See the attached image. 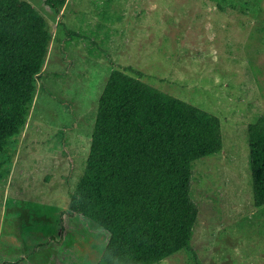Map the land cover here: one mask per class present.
Here are the masks:
<instances>
[{"label": "rangeland", "instance_id": "1", "mask_svg": "<svg viewBox=\"0 0 264 264\" xmlns=\"http://www.w3.org/2000/svg\"><path fill=\"white\" fill-rule=\"evenodd\" d=\"M25 1L49 39L22 125L0 133V264L97 261L108 234L68 211V192L113 69L219 123L220 150L191 163L190 252L155 264H264V205L252 204L246 139V125L264 115V0Z\"/></svg>", "mask_w": 264, "mask_h": 264}, {"label": "trees", "instance_id": "2", "mask_svg": "<svg viewBox=\"0 0 264 264\" xmlns=\"http://www.w3.org/2000/svg\"><path fill=\"white\" fill-rule=\"evenodd\" d=\"M64 0H45L51 8ZM62 28L70 37L71 31ZM49 34L25 0H0V133L15 134L34 92ZM215 116L113 69L98 96L86 165L68 211L108 238L95 264H155L184 249L196 218L191 163L221 148ZM250 192L264 205V115L246 125ZM193 260H195L193 258Z\"/></svg>", "mask_w": 264, "mask_h": 264}]
</instances>
